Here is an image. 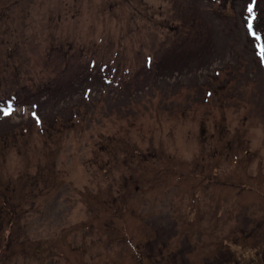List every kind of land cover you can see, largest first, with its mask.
I'll return each instance as SVG.
<instances>
[{"label":"rangeland","instance_id":"1","mask_svg":"<svg viewBox=\"0 0 264 264\" xmlns=\"http://www.w3.org/2000/svg\"><path fill=\"white\" fill-rule=\"evenodd\" d=\"M249 6L0 0V264H264Z\"/></svg>","mask_w":264,"mask_h":264},{"label":"trees","instance_id":"2","mask_svg":"<svg viewBox=\"0 0 264 264\" xmlns=\"http://www.w3.org/2000/svg\"><path fill=\"white\" fill-rule=\"evenodd\" d=\"M248 15H253V17L251 19L248 18ZM248 15H244V19L246 22L248 23H251L252 24V28L255 30V32H257L260 36H261V39L259 41L255 40L252 35L250 34L249 35V38H251L252 40L249 41V46H251V50H252V53H254V51H258L260 49V47H258V45H264V30L260 28L259 26V19H260V16L255 14V13H252ZM250 29H248V34L250 33ZM259 52V51H258ZM263 63H264V58H263ZM11 98V97H10ZM18 101V100H17ZM4 194H5V191H4ZM8 196L5 195V198H7ZM8 201V199H7ZM6 201V202H7ZM3 209V208H2ZM1 213H3V210H1Z\"/></svg>","mask_w":264,"mask_h":264},{"label":"snow or ice","instance_id":"3","mask_svg":"<svg viewBox=\"0 0 264 264\" xmlns=\"http://www.w3.org/2000/svg\"><path fill=\"white\" fill-rule=\"evenodd\" d=\"M248 11L251 12L252 11V8L249 6L248 8ZM249 29L251 30L252 29V24L249 23L248 25ZM251 35L253 36V38L257 41H259L261 39V36L255 32V31H251ZM258 47H260V51H261V54L264 55V45H258Z\"/></svg>","mask_w":264,"mask_h":264}]
</instances>
